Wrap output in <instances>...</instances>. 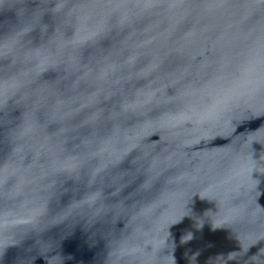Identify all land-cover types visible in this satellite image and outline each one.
Returning a JSON list of instances; mask_svg holds the SVG:
<instances>
[{
	"label": "water",
	"instance_id": "obj_1",
	"mask_svg": "<svg viewBox=\"0 0 264 264\" xmlns=\"http://www.w3.org/2000/svg\"><path fill=\"white\" fill-rule=\"evenodd\" d=\"M0 264H264V0H0Z\"/></svg>",
	"mask_w": 264,
	"mask_h": 264
}]
</instances>
